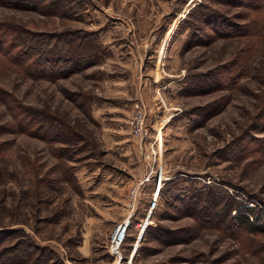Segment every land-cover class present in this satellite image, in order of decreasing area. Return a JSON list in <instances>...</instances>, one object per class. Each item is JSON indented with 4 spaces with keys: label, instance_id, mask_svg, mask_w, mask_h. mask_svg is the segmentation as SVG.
Instances as JSON below:
<instances>
[{
    "label": "rangeland",
    "instance_id": "obj_1",
    "mask_svg": "<svg viewBox=\"0 0 264 264\" xmlns=\"http://www.w3.org/2000/svg\"><path fill=\"white\" fill-rule=\"evenodd\" d=\"M245 207L264 0H0V264H264Z\"/></svg>",
    "mask_w": 264,
    "mask_h": 264
},
{
    "label": "trees",
    "instance_id": "obj_2",
    "mask_svg": "<svg viewBox=\"0 0 264 264\" xmlns=\"http://www.w3.org/2000/svg\"><path fill=\"white\" fill-rule=\"evenodd\" d=\"M220 24L224 26V23H220ZM242 211L243 212H240L238 213V215H236L235 219L240 220L242 224L248 225L249 227H252L253 229H263L264 228L260 226L259 224V223H264V218H262V215H260V213L255 212L254 208L245 207V209ZM244 211H247V212H244Z\"/></svg>",
    "mask_w": 264,
    "mask_h": 264
},
{
    "label": "built area",
    "instance_id": "obj_3",
    "mask_svg": "<svg viewBox=\"0 0 264 264\" xmlns=\"http://www.w3.org/2000/svg\"><path fill=\"white\" fill-rule=\"evenodd\" d=\"M137 107H138L137 113L135 114V118L133 120V129L135 133L144 136L148 133V129L145 126V111L139 103H137ZM126 227H127V222L121 224L117 228V230L121 229L122 230L121 232H123L122 238L119 242L116 241V233H115V241L117 244L122 241Z\"/></svg>",
    "mask_w": 264,
    "mask_h": 264
},
{
    "label": "bare ground",
    "instance_id": "obj_4",
    "mask_svg": "<svg viewBox=\"0 0 264 264\" xmlns=\"http://www.w3.org/2000/svg\"><path fill=\"white\" fill-rule=\"evenodd\" d=\"M119 230H120V229H119ZM119 230L116 231V241H117V242H119V241L121 240L122 235H123V232H122V235H121L119 238L117 237V233L119 232ZM116 241H115V242H116Z\"/></svg>",
    "mask_w": 264,
    "mask_h": 264
},
{
    "label": "crops",
    "instance_id": "obj_5",
    "mask_svg": "<svg viewBox=\"0 0 264 264\" xmlns=\"http://www.w3.org/2000/svg\"><path fill=\"white\" fill-rule=\"evenodd\" d=\"M162 45H163V44H161V46H160V53H161ZM166 46H167V45H166ZM165 49H166V47H165ZM149 56H150V55H149Z\"/></svg>",
    "mask_w": 264,
    "mask_h": 264
}]
</instances>
